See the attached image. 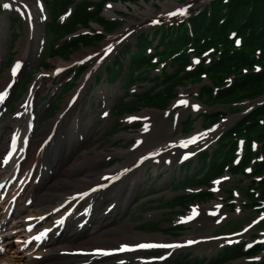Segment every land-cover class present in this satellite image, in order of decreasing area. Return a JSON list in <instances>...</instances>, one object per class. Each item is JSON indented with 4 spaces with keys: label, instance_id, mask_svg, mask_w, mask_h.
<instances>
[{
    "label": "trees",
    "instance_id": "obj_1",
    "mask_svg": "<svg viewBox=\"0 0 264 264\" xmlns=\"http://www.w3.org/2000/svg\"><path fill=\"white\" fill-rule=\"evenodd\" d=\"M104 1L86 0L80 2L74 8L70 18L65 23L59 24L55 21L57 15L63 13L67 5L73 0H54L49 7L51 19L46 25L47 34L50 36L48 37V55L67 59L81 46L91 45L100 40V35L92 37L84 35L54 48L55 42L58 43L61 38L74 32L79 26H87L89 20L100 23L106 30L115 29L116 23L106 22L99 16ZM121 1L135 3L136 0ZM89 6H94V9L89 11ZM187 20L192 25V35L188 33L187 27L181 23L177 27H173V30L162 27L158 33L153 35L151 40L144 33L141 34L137 39L134 52H132L133 45L128 44L124 47L121 58L119 57L117 62H122L124 55L127 54L131 57L132 70H138L145 63H150L153 56L149 59L140 50L144 49L145 52L147 48H152L153 41L158 43L156 47L152 48L154 55L158 56L159 60H171L174 67V73L170 75L164 73L161 77L163 90L153 94L146 92L138 95V103L163 106L169 97L174 95L173 88L183 79L199 82L202 80L201 75L203 73H206L212 86L217 87L215 95H213V90L209 85L203 86L200 90L201 96L205 95L202 99L209 104L213 102L235 103L244 99H254L264 93V0H210L200 12L190 16ZM236 39L240 40L239 46L235 45ZM209 49L212 50L209 51ZM204 51H209L212 55L210 65L208 67L204 65L202 59L196 67L186 70V65L190 64V55L200 56ZM216 56L219 58L216 59ZM255 64H259L262 68L258 73L252 72ZM47 65L46 60L41 62V66ZM243 70L247 72L242 73ZM180 73L182 74L180 75ZM130 74L131 71L127 79L130 78ZM116 75H119V72ZM231 75L233 82L229 85L225 84V78ZM137 79L144 78L138 77ZM120 104V110L127 108V104L122 102ZM132 105L135 107V103ZM209 116H212L213 119L219 118L218 113H212ZM187 121L190 122V120ZM186 127L189 126L185 125L184 128ZM236 136L245 139L246 154L242 163L232 168L234 171L240 170L251 157L258 154L250 150V140L255 139L261 144L260 152L264 156V103L240 118L219 140V149L214 152V158L223 156L221 163L217 164L213 160L211 167L201 178L186 173L182 179L173 184H207L208 179L219 174L222 166L232 159L235 148V142L232 138ZM228 145L230 146L227 148ZM263 170L264 158L262 162L256 163L254 174L261 175ZM260 186L262 187L261 196L264 197V179ZM201 195L205 196V194ZM191 198L193 197L188 199ZM175 202L182 203L183 200ZM255 250L256 248L252 252ZM240 254H242L240 249H228L219 258L211 260L207 264H220L228 259L238 257ZM193 264L205 263L204 261H196ZM261 264H264V261Z\"/></svg>",
    "mask_w": 264,
    "mask_h": 264
},
{
    "label": "rangeland",
    "instance_id": "obj_2",
    "mask_svg": "<svg viewBox=\"0 0 264 264\" xmlns=\"http://www.w3.org/2000/svg\"><path fill=\"white\" fill-rule=\"evenodd\" d=\"M45 8V4L43 2V0H40ZM94 1V0H92ZM145 1V0H144ZM185 1V0H182ZM179 0H146L145 2L141 1V0H136L135 3H127L124 2L123 3H107V5H114V4H120L121 6L125 7V8H116L114 6V8L111 10L113 11V15L109 16V15H104L103 17L101 16V18H103V20H105L106 22H114V21H118V25L117 27L111 31L108 32V34H105V32H103V40L100 44L104 43L106 41V38L108 35H112L115 36V34H121V32L123 31V27L126 23H128L129 19L132 20L130 23H128V25L126 26V31H124L125 33H128L127 35H125L123 38H120L118 40V42L114 43V42H110L111 44H114L117 46V49L115 52H113L110 56H108V58L103 61L104 63L98 68V70L96 71V78H99L101 73H104V68L106 66H108L110 64V62L117 56V54L119 53V49L120 46L124 45V42H128L129 40L133 39V37L135 35H138L139 33L146 31V30H155L158 27L162 26V25H170L173 21H175L177 18H181L185 15L191 14L195 11H198L200 8H202L205 4L206 0H186V2L184 3H178V2H182ZM167 5L168 9L166 10L165 13H162L163 11V5ZM187 4V7H185L184 9H181V11L179 13H176L174 15H170L171 13H173V11L177 8H180L184 5ZM5 2L4 0H0V6L2 7V10L0 11V46H2L3 48L0 50V93L2 91V87L3 85L7 82V73L8 70L10 68L5 67V62L8 56H10V58H12V60L14 61L15 56L19 53V50L21 49V47L23 46V44L20 42V39L24 36L25 34V23L23 22V19L21 18V16L17 13V11L14 8L11 7H4ZM104 5H103V14L104 13ZM150 10H149V9ZM183 13V14H181ZM13 16V17H18L20 18V24L19 26L17 24L13 25L12 22H10L9 17ZM61 18H63V16H61ZM48 21V20H47ZM94 29V28H93ZM100 29V28H99ZM86 32H89L88 30H85ZM97 31V30H96ZM17 35L18 36V40L17 42H13L12 41V36ZM80 37V36H78ZM77 37V38H78ZM73 39V38H71ZM70 39V40H71ZM109 43V42H108ZM49 48L48 42L47 44L45 43V50L43 51V53L40 55V57L36 60L35 63H33L32 65H30L27 68H24L17 76V90L20 88V81L21 79H24L28 74L32 73L33 75H31L32 80L42 71V69L39 67V62L42 60V57L47 55V50ZM92 47L88 46H84V47H80L79 49H77L75 51L74 54H72L70 57H68L66 60L60 59L58 57H53L51 59H48L47 63L49 64V71H46L47 69H44L43 72H48L50 73L51 69L54 68L55 66H66L68 64H70L71 62H75L77 67H76V71L74 72L73 76L74 77L80 68L85 67V65H87V61L84 57H81L80 55L83 54H88L89 52H91ZM143 55H146V52H144V49L140 50ZM80 56V57H79ZM78 57V58H77ZM127 59H124V69L127 66ZM97 61H100V59L98 58V56L96 57ZM81 62V63H80ZM80 63V64H78ZM150 65V63H146L144 65V67L140 70V72H146L148 66ZM259 65V64H257ZM151 67V66H150ZM74 67H66L65 69L62 70V72L60 74L62 75H70L72 73V71L74 70ZM256 68H254L253 73L255 72ZM153 73H158V72H153ZM109 79L113 80L114 78V74L109 71ZM30 80V82L32 81ZM80 78L75 82V86L74 88L77 86V84L79 83ZM29 82V83H30ZM42 88L40 90H38L37 92V99H39V101L37 102V105H42L45 103L46 104H50V109L48 110V112L46 113V117L49 116V112L53 111V106L57 105V107H61L62 104L65 101V98L71 93V91L74 89H72L68 94L63 95L64 94V88L66 86L65 84H58L57 82L51 83V84H47L44 80V78L42 79ZM94 83H91V90L89 93L92 92V88H93ZM145 84L141 85L142 87H144ZM151 84H146V86H149ZM128 86H130L129 82H125L122 85V88L127 89ZM105 89L107 91V95L110 96V94L115 93L117 94V98H115V100L111 99L110 100V106L111 108H113L114 106V102L119 99L120 97L123 96V94L125 93L124 90H122L121 88H119L117 86V83L115 84H111V83H106L105 84ZM88 90V89H87ZM140 91V90H138ZM189 91L192 93L194 91H196L195 87H192L189 89ZM25 94V93H24ZM24 94L22 95V97L20 99H18V101L10 99L9 103H11V101H13V105L9 114L13 113L14 110H16L18 103L21 101V99L23 98ZM82 95H85L84 93ZM142 106H145V104H141ZM220 108H224V107H220ZM214 109H219V106L215 105ZM143 109L139 110L138 112H141ZM58 111V109H56L55 111H53V115H51L52 117L56 114V112ZM118 111H120V107L118 108ZM190 112L186 109V110H182V119L183 120L185 118V116L187 114H189ZM6 114V112L3 113V115H1L0 117V142L2 141L3 143L5 142L6 139H4L5 137L8 136V132L11 130V128H7V127H2L3 126V122L4 119L10 117L11 115ZM236 113H233V115H235ZM239 116V115H238ZM238 117L235 118V116H232L229 119V122L227 123L228 126H230L231 124H233ZM39 121L42 120L41 122H48L49 119L40 117L38 119ZM214 119L211 118V121H213ZM69 124L71 123V117H70V121H68ZM88 123V121H87ZM196 123H199V121H196L194 123V129L192 130L196 132H200V127H198L196 125ZM13 122H10L11 127H13ZM105 129L109 130V128L111 127V120H109L107 123H103ZM97 127H100L99 124H97ZM94 126H91L90 131L87 135L88 141L85 145H76L75 140L73 139L72 142H64L63 146H62V151H61V155H60V161L61 163H63L64 161H66L59 173L51 176L50 181H55L57 178H63V176L65 175V173H63L64 168L68 169L71 168L72 166H74V172L79 174V176H82L86 170L84 168L78 167L76 166V164L81 160V156L82 154H89V155H94V157H97V152L99 153H103V151L106 152H110L113 151V149H118L119 146V140L122 138V131L123 130H119L118 133L113 134L112 136H110L111 134H107L106 136H100L99 134H97L99 131L98 128L94 131V133H92ZM229 128V127H226ZM1 130H3V132H1ZM165 134L164 137H168L173 139L175 136L177 137H184L186 136V134H182L181 132V125L178 124L176 125L175 128H171V125H169L168 127H166L165 129H163V135ZM116 141V142H115ZM202 145L204 146L206 143L207 145L204 146L206 147V149H210L212 148V144L214 142L210 141V140H202L201 141ZM113 144V146H112ZM35 146L32 145V148ZM66 147V149H64L63 147ZM112 146V147H111ZM70 156V158L67 159V157ZM181 153L176 155L175 157H173V160H176L178 158H180ZM116 159L119 160L120 162H116ZM126 159V157L124 155H120L119 157H115L114 161V165L116 163H121L122 161H124ZM192 161V160H191ZM99 164V171L105 169L106 167L104 166V163H98ZM149 169L148 171H146L147 175L149 176L146 180H144L143 176L140 175L139 178H141L140 180H142L143 182H140V190L142 191L141 193V197L138 200V202L136 203V200L132 199L131 201V205H130V210H128L125 213H122V215L118 216V219H115V221H113V224L111 226H109L108 228H106V230L108 232L111 233V236L113 234L115 235H119L121 232V229H124V226H132L133 224L137 223V221H135V219H133V216H136V212H137V208L142 206L144 201L149 200L147 197V193L145 192V190L148 188V191L153 188L158 190L159 188L157 186H160V190L163 192L162 193V199L165 200V205L163 204V206H161L162 209L165 208H175V206H173V204H167L170 202V200L175 196L174 193L179 192L180 190H184L185 186L184 185H171V181L172 178H174L175 176L178 177V170H183V165H179L176 162L167 166L163 171L160 172H155L154 170V165L148 164ZM95 169V167H93ZM192 168V167H191ZM172 171V174L170 175L171 177H169V179H165L162 181V179L164 178L165 175L169 174ZM155 173H158V176H162V179L160 180H156L157 178H159L157 175L154 176ZM78 176V177H79ZM154 176V177H153ZM153 179L154 182L150 183ZM250 183V179H246L245 177H243L242 175H235V174H228L225 178H223L218 185H224L222 190L224 192H226L228 195V199L232 198L234 200L233 197V190L234 189H244L246 185H248ZM128 185V184H127ZM171 185V186H170ZM170 188V189H169ZM64 189V188H62ZM243 196L245 198H247L248 201H250L252 199V197L250 195H248L247 190H241ZM223 192H221L219 195H222ZM231 194V195H229ZM197 200V199H196ZM209 200V199H208ZM198 201V200H197ZM238 201H242L241 199H239ZM121 204L119 206H116V208L119 210L120 206L122 205L123 201H120ZM200 202V201H198ZM229 203H234L229 201ZM229 203H225L224 204V208H223V212L228 214V212L231 210L230 212V217L222 224L220 225L216 231H214V234H226V233H233L236 232L239 228H241L242 226H244L245 224H248L250 221V218L258 215V212L254 211V212H248L250 211V209L248 208V205H243L241 207V210L246 213L244 216H239V217H235L232 216V212L235 211V204L234 206H230ZM52 205V203L50 205H44L42 207H40V209H37L38 211H43L48 209L50 206ZM230 206V207H229ZM257 209V207L255 208ZM180 211H176V213H179ZM249 214V216L247 215ZM236 215V214H235ZM98 220V218H97ZM119 227L120 229L118 231H116L117 229H115L114 227ZM253 232L258 233L260 231H264V221L255 225L254 228L252 229ZM244 239V237H243ZM123 240L124 241V237L120 238L119 241ZM242 240V239H241ZM90 242H88V244L82 243V242H77L78 244L76 246H81L83 248H86L87 246H90ZM113 242H115L114 240H106L105 242H97V244H113ZM92 243V242H91ZM237 244V243H236ZM54 245H56V243H52V244H48L49 247H53ZM92 245V244H91ZM12 254V253H10ZM110 254V253H109ZM256 257L252 256V257H240L237 258L235 260H231L227 263H222V264H260V263H256L253 261H260L263 257H261L260 259L256 260L254 259ZM258 257V256H257ZM17 260H20V255L15 257ZM80 258V257H75L74 258V262L73 264L76 262V260ZM177 258V257H176ZM70 260V259H69ZM65 261L68 260H64V259H60V258H53V259H45L42 263L40 264H53V262H55L56 264H65ZM92 264H110V259L107 258L106 260L103 259H97L95 261H93ZM181 264H183V262H181Z\"/></svg>",
    "mask_w": 264,
    "mask_h": 264
},
{
    "label": "bare ground",
    "instance_id": "obj_3",
    "mask_svg": "<svg viewBox=\"0 0 264 264\" xmlns=\"http://www.w3.org/2000/svg\"><path fill=\"white\" fill-rule=\"evenodd\" d=\"M5 4L7 5H14L16 7V11L21 14V16L24 18L25 20V34L24 36L20 39V42L23 44V46L21 47V49L19 50V53L16 55L15 60H14V65L16 67H27L30 64H32L33 62H35V58H34V54L36 53V49L34 48V42L36 41L35 39V29H34V17L38 16L41 12H39L40 10L42 11V15L44 16V7L41 3L40 0H4ZM114 6L116 8H124L123 6H121L120 4H114V5H108L105 8V14L106 15H113V11H111ZM163 11L162 13H165L166 10L168 9L167 5H163ZM149 9V8H148ZM150 10V9H149ZM132 20L129 19L128 23H130ZM128 23H126L123 27L122 30L126 29V26L128 25ZM116 37V36H115ZM114 37H109L108 39H113ZM3 47L0 46V50ZM82 56V55H80ZM79 56V57H80ZM78 58V57H77ZM13 65V66H14ZM15 73V70L11 69L10 70V75L13 76ZM7 78H9V74L7 73ZM41 75L38 76L37 81L40 82L41 81ZM5 88L4 92L8 93L10 91L11 88V84L10 82L7 81L6 85L3 87ZM87 88V86L84 88V90ZM27 101L29 103H32L33 101V94L32 91H30L26 97L19 103V111L15 114V118L14 119H6L3 122V128L4 127H10V122H13L14 125H16L15 128V133H20L25 131V129L27 128L31 117H30V105L27 103ZM68 101V99H67ZM67 101L64 102V104L62 105V111L66 109L67 106ZM40 110H42V107H40ZM65 112H67L65 110ZM47 126L44 124L40 125V130L36 133L35 137L38 139L43 131L45 130ZM1 132H3V130H1ZM177 145H180V141H176L174 142ZM160 144V143H159ZM2 142H0V148H1ZM66 147H64L65 149ZM146 152V150L143 151V153ZM118 154H125L124 151H118ZM100 153H97V157H94V155H89L87 153L82 154L81 156V160L76 164V166L84 168L86 170V172L82 175L79 176V174L74 172V166H72L71 168L65 169L63 173H65V175L63 176V178H57L55 181H50V179H46L43 181L42 184V188L41 190L36 193L34 195L35 199L33 200V203L31 205L34 206L36 209H38V206L40 204H42L44 201L48 200V197L53 195L54 193H59L58 190L61 189V187H65V189L63 190V192L61 193L62 196H64L63 198H65V196L73 193L74 191H76L77 189L75 188H80L83 187L84 185H71V184H84V183H96L95 180V176L97 174V172H94L91 175V172L94 170L93 166H95L96 164L94 163V160L97 158L98 161H100V158L103 155H99ZM71 154L67 157L70 158ZM149 159H151V157H149ZM66 161H64L62 163V165L65 163ZM133 161L131 162L130 158H127V160L125 162H123L122 164H119L117 166L111 167L110 169L103 171L101 173H104L105 175V179L108 181H115V180H119V178L123 175L124 170L127 168L128 165L132 164ZM154 164L157 167H161V164H158L156 160H154ZM166 166V164L164 165ZM56 167H60V163L57 162L56 163ZM98 171V170H97ZM3 172L0 171V176ZM3 175V174H2ZM79 176V177H78ZM100 176V174H99ZM141 179V178H140ZM139 182V176L138 179L136 178L133 181V185L137 184L138 185ZM108 186V185H107ZM113 190V194L115 195L116 193L119 194V190L118 188L121 185H111ZM116 187V188H115ZM74 189V190H71ZM122 196L124 197V195H121L119 198H122ZM104 198H106L104 196ZM107 199V198H106ZM124 202V201H123ZM123 206V204H122ZM34 212V211H32ZM122 207L119 208V212L115 213L114 218L118 219V216L120 214H122ZM30 214V212L28 213ZM36 214H38L36 212ZM112 224L109 223L108 220H103L101 222L96 221L94 224H92L91 227H89L87 230L85 231H80V233H72L70 235H65L62 240H66V246H71L73 242L78 241V242H82L85 244H88L89 241H93L95 239L98 240V242H104L106 240H114L115 242H113L112 247L110 249H118V248H123V241H119L120 237L117 235H112V236H106L105 235V228H108L109 226H111ZM8 246L10 245L9 242ZM92 243L90 242V245ZM96 246V245H95ZM65 247H61V249H64ZM87 249H91L89 247H87ZM52 255L53 257H55V253L53 250H48V252H46L44 255L45 257L47 255ZM6 254H4L2 256V259H0V264H37L40 261L37 260H31L29 258V256L22 254L20 255V260H17L15 257L18 255H14V260L12 261V259L7 256L5 257ZM85 260V259H82ZM92 264V263H90Z\"/></svg>",
    "mask_w": 264,
    "mask_h": 264
},
{
    "label": "snow or ice",
    "instance_id": "obj_4",
    "mask_svg": "<svg viewBox=\"0 0 264 264\" xmlns=\"http://www.w3.org/2000/svg\"><path fill=\"white\" fill-rule=\"evenodd\" d=\"M4 7H8V5H4ZM175 13H171L170 15H174ZM181 14H183V13H181ZM0 99H3V97L2 96H0ZM139 247H174V246H172V245H140Z\"/></svg>",
    "mask_w": 264,
    "mask_h": 264
}]
</instances>
